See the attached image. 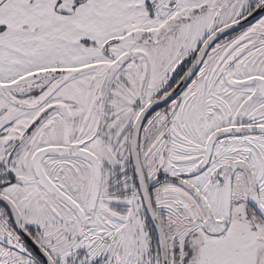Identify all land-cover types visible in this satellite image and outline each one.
Wrapping results in <instances>:
<instances>
[{
    "label": "snow or ice",
    "instance_id": "obj_1",
    "mask_svg": "<svg viewBox=\"0 0 264 264\" xmlns=\"http://www.w3.org/2000/svg\"><path fill=\"white\" fill-rule=\"evenodd\" d=\"M0 264H264V0H0Z\"/></svg>",
    "mask_w": 264,
    "mask_h": 264
}]
</instances>
